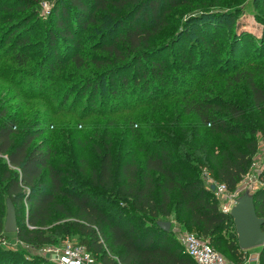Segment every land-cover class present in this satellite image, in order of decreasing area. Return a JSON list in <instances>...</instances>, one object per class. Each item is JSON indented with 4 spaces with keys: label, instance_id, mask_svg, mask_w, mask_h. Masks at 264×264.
I'll use <instances>...</instances> for the list:
<instances>
[{
    "label": "trees",
    "instance_id": "1",
    "mask_svg": "<svg viewBox=\"0 0 264 264\" xmlns=\"http://www.w3.org/2000/svg\"><path fill=\"white\" fill-rule=\"evenodd\" d=\"M189 2L190 0H62L55 4L54 30L51 33L53 47L59 42V38L76 41V31L73 28L86 29L92 23H98L104 17L103 13H109L110 16L112 13L114 22V17L118 16L116 12L124 10L121 17L128 19L126 23L122 22L124 33L114 37L111 44L104 41L107 33H102L99 39V49L107 50L115 59L124 62L114 64L105 72L111 79L110 85L116 94H125L128 80L127 77L121 78L119 87L115 88V77L122 70L132 69L134 64L142 67L144 84L141 85L140 92H149L148 88H154L155 94L164 95L166 87L171 85L176 90L178 79L175 72L167 69L163 60H154L155 56L173 47L180 49L178 57L182 64L199 72L193 76L199 86L186 83L183 91L176 92L180 97L182 111L174 120L175 127L163 130V137L153 138L128 152L122 145L129 140H121L116 146L107 138L103 147L92 146V151L100 159L99 166L92 168L83 157L78 158L80 165L75 166L73 161L76 158H73L71 151L59 147L63 143L56 147L59 149L57 150L52 145L56 141L51 137L39 139L48 132L50 119L37 113L28 126L20 129V117L11 114L8 107L2 105L0 264L30 262L23 261L20 252L5 249L1 244L8 234L5 232L7 210L4 214L1 203L4 198L6 205L10 198L16 207V234L19 241L30 247L59 245L69 242L76 235L78 243L85 246L95 260L97 256L100 257L101 264H197L185 251L183 244L158 224L159 221H170L168 219L175 217L189 231L209 240L217 250V246L224 247L234 263H246L248 252L240 248L236 234L224 235L227 224L233 221L232 216L221 210L212 185L206 183L202 172L206 171L214 182L226 184L230 191L236 190L252 166V158L258 149L256 135L264 127L255 124V116L252 117L242 103L234 98L218 95L216 88L210 84L212 78L209 77L218 70L213 72L206 68L208 64L194 62L193 52L182 51L186 47L183 42L195 31L201 39L198 49L206 53L205 57L215 54L219 27L214 29L210 16L223 12L209 11L195 15L191 25L179 30L170 43L157 44L156 40L170 25L168 15L173 9ZM222 15H229L232 21L236 19L231 13ZM222 17L225 20V16ZM197 18H200L199 21L204 19V22L196 26ZM237 25L236 29L239 31ZM237 30L229 45L232 57L247 58L253 43H258V51L264 52V32L258 36L249 30L238 33ZM21 31L23 29L16 33L15 43L24 47L28 45V36H24ZM120 46L124 48L123 51ZM18 57L24 61L27 59L21 55ZM72 60L76 70L84 64V59L78 54ZM91 63L96 67L102 65L98 60ZM172 65H177V61ZM86 67L88 65L81 71H86ZM49 70L54 71L51 63ZM71 74L68 72L62 83H70L71 77H74ZM223 77L229 89L244 87L254 109L264 114V68L251 64L224 73ZM99 79L93 83L86 80L84 92L89 88L97 90ZM140 79V73L133 76L134 88L139 85ZM78 83L73 80L67 86L66 92H69L64 101ZM61 111L62 108L57 106L53 115ZM191 115L196 123L190 128L180 126V119ZM137 120L146 125L141 118ZM137 122L132 124V129L133 133H137L135 135L139 141L140 136L145 133L136 129L139 127ZM149 126L153 130L156 124L149 123ZM50 127L54 128L53 125ZM203 129L219 135L225 142L219 151L210 147L208 140H202ZM254 199L258 216L264 218V186L256 189ZM22 210H26V213ZM59 220L64 222L54 228L50 226ZM259 264H264V246L259 254Z\"/></svg>",
    "mask_w": 264,
    "mask_h": 264
},
{
    "label": "rangeland",
    "instance_id": "2",
    "mask_svg": "<svg viewBox=\"0 0 264 264\" xmlns=\"http://www.w3.org/2000/svg\"><path fill=\"white\" fill-rule=\"evenodd\" d=\"M61 1L0 0V108L2 105L6 106L11 114L20 117V129L28 126L30 121L35 119L37 113L41 117L50 119L51 124H48V132L39 139L51 137L54 142L56 141L52 143L55 148L63 143L59 147L71 151L73 158H76L73 161L75 166L80 165L78 158L83 157L90 168L98 167L100 163L99 157L92 151V146L103 147V142L107 138L116 146L121 140H129L127 144L122 145L127 148L126 151L128 152V150L141 147L144 142L153 138L163 137V130L173 129L176 125L174 120L182 111L180 109V97L176 92L183 91L186 83L195 87L199 86L193 78L199 72L180 62L178 57L180 49L173 47V49L165 50L154 57V60H163L167 69L175 72L174 74L178 79L176 90L171 85L166 87V94L164 95L163 93H161L162 95L155 94L154 88H148L149 92H140L141 85L144 84L142 67L134 64L132 69L122 70L115 77V88L119 87L121 78L127 77L128 80L127 91L123 96H120L114 92L110 85L111 79L105 72L114 64L118 65L120 62H124L115 59V56L107 50L99 49L101 46L99 39L102 33H107L104 41L106 44H111L114 37L124 33L125 27L122 26V22L126 23L128 20L121 17L124 10L116 12L118 16L114 17V22L112 13V16L109 13H103L104 17L100 18L98 23H92L86 29L79 28L77 30L73 28L76 31V41L59 38V42L53 47L51 44V33L54 30L55 22L53 7ZM209 11L223 12L220 15L210 16L211 22H214V29L219 27L218 35H216L218 41L214 50L215 54L205 57L206 53L198 49L201 39L195 31L187 41L183 42L186 47L182 51L185 53L193 52L195 55L194 62L208 64L206 68L213 72L218 70L215 72L216 74L209 76L212 78L210 84L216 88L218 95L234 98L242 103L247 112L252 117L255 116V124L258 127H264V114L254 109L245 88L240 86L237 89H229L223 81L224 73L232 72L234 69H240L251 64H258L260 68H264V52L258 51V43L251 45L247 58H235L229 53L230 41L236 33L238 20L239 31L249 30L258 36L263 34L264 0H190L188 4L173 9L168 15L170 25L165 28L163 35L156 42L157 44L170 43L172 37L179 30L191 25L193 16ZM224 13H231L236 19L232 21L229 15H222ZM222 16H225V20ZM118 18L120 19L118 20ZM200 18H197L196 26L204 22V19L199 21ZM22 29L23 35L28 36V45L24 47L17 46L15 43V35ZM239 31L237 30V33ZM120 50L123 51L124 48L120 46ZM75 54L84 59V64L79 70L75 69L72 60ZM19 55L26 57V61L19 58ZM93 60H98L102 65L96 67L91 63ZM176 61L177 65L173 66L172 64H175ZM49 63L52 64L55 72L49 70ZM85 65H88L87 70L82 72L81 70ZM68 72L72 73L71 76L74 77H71L70 83H62L63 78L68 76ZM138 73L141 76L140 83L134 88L133 76ZM98 78H100L98 89L89 88L84 92L85 81L89 80L93 83ZM73 80L79 83L75 85V89L69 93V97L64 101V97L69 92H66V88L72 84ZM100 85L101 88H99ZM57 106H60L62 111L53 115ZM138 118L144 120L146 125L137 122L139 121ZM135 122L139 123V127L136 128L134 125V128L145 133L140 136L139 141L135 135L137 133H133L132 129V124ZM149 123H155V129L152 130ZM195 123L196 119L191 115L180 119L179 124L190 128ZM50 125H53L54 128L52 129ZM256 136L258 149L252 158V166L247 173L249 176L257 175L264 167V130H260ZM201 138L204 141L208 140V145L217 151L225 144L219 135L211 134L206 129H203ZM202 173L206 183L212 185L214 181L209 178L208 173L206 171ZM246 186V182L242 181L236 190L230 191L228 196L222 198L216 196L221 210L232 216V209L238 198L248 188ZM251 190L254 194L256 187ZM213 192L216 195L214 190ZM1 203H3L5 214L7 210L6 198ZM22 211L26 213V210ZM22 217L23 215L20 220ZM168 220L171 222V234L182 245L181 234L189 228L176 220L175 217ZM63 222L64 220H59L51 223L50 226L54 228ZM229 234H236L237 236L234 219L227 224L224 232L226 236ZM69 242L78 243V236L74 235ZM67 243L34 248L19 241L16 233L6 234L1 242L5 249L20 252V258L23 261H30L27 264L58 263V256L51 249L64 248ZM217 248L225 258L233 262L232 257L225 252L224 247L217 246ZM261 249L262 247L251 248L246 251L248 252L246 254L248 256L249 254L256 255L260 253ZM96 260V264H101L100 257L97 256Z\"/></svg>",
    "mask_w": 264,
    "mask_h": 264
},
{
    "label": "built area",
    "instance_id": "3",
    "mask_svg": "<svg viewBox=\"0 0 264 264\" xmlns=\"http://www.w3.org/2000/svg\"><path fill=\"white\" fill-rule=\"evenodd\" d=\"M263 172L264 167L257 175L249 176L247 174L243 180L246 182V187H250L251 189L263 187ZM212 185H215L214 191L219 198L226 197L230 193L226 184L212 182ZM181 236V242L185 251L197 264H237L225 258L209 240L198 234L185 230ZM51 251L55 252L58 256V264H96L95 258L88 252L86 247L76 242H68L64 248L51 249Z\"/></svg>",
    "mask_w": 264,
    "mask_h": 264
},
{
    "label": "water",
    "instance_id": "4",
    "mask_svg": "<svg viewBox=\"0 0 264 264\" xmlns=\"http://www.w3.org/2000/svg\"><path fill=\"white\" fill-rule=\"evenodd\" d=\"M215 185H212V190ZM232 217L234 219L238 243L242 250L264 246V218L258 216L254 194L250 187L246 188L242 196L238 198L236 205L232 209ZM159 226L170 231V221H159ZM6 233L18 232V218L16 207L10 198L7 199V215L5 221Z\"/></svg>",
    "mask_w": 264,
    "mask_h": 264
},
{
    "label": "crops",
    "instance_id": "5",
    "mask_svg": "<svg viewBox=\"0 0 264 264\" xmlns=\"http://www.w3.org/2000/svg\"><path fill=\"white\" fill-rule=\"evenodd\" d=\"M259 254L256 255L249 254L248 260L246 261L245 264H259Z\"/></svg>",
    "mask_w": 264,
    "mask_h": 264
}]
</instances>
